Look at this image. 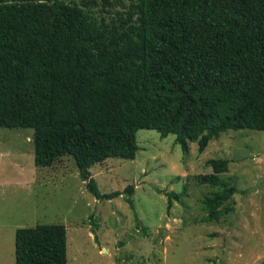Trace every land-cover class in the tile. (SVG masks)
<instances>
[{
	"label": "trees",
	"instance_id": "1",
	"mask_svg": "<svg viewBox=\"0 0 264 264\" xmlns=\"http://www.w3.org/2000/svg\"><path fill=\"white\" fill-rule=\"evenodd\" d=\"M97 5L0 0V127L34 130L37 166L68 154L98 199L132 196L134 185L103 193L91 167L135 159L141 129L175 134L185 153L264 131V0H134L112 24ZM229 162L210 159L199 176L216 188L201 200L208 221L235 211ZM167 194L171 207L184 192ZM16 264H68L66 225L19 228Z\"/></svg>",
	"mask_w": 264,
	"mask_h": 264
},
{
	"label": "rangeland",
	"instance_id": "2",
	"mask_svg": "<svg viewBox=\"0 0 264 264\" xmlns=\"http://www.w3.org/2000/svg\"><path fill=\"white\" fill-rule=\"evenodd\" d=\"M134 0H98L94 16L119 23ZM34 130L0 127V264H16V232L38 224H65L68 264H263L264 131L230 130L204 152L191 142L185 153L176 135L138 131L135 159L108 158L91 167L103 193H135L98 199L71 155L51 166L35 164ZM226 158L225 181L238 192L235 211L208 221L201 200L216 188L199 176L208 161ZM168 192H184L169 205ZM132 199V202L128 200Z\"/></svg>",
	"mask_w": 264,
	"mask_h": 264
}]
</instances>
